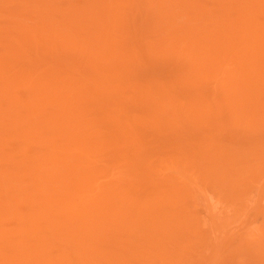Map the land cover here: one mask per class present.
<instances>
[{
    "label": "rangeland",
    "instance_id": "rangeland-1",
    "mask_svg": "<svg viewBox=\"0 0 264 264\" xmlns=\"http://www.w3.org/2000/svg\"><path fill=\"white\" fill-rule=\"evenodd\" d=\"M0 264H264V0H0Z\"/></svg>",
    "mask_w": 264,
    "mask_h": 264
}]
</instances>
